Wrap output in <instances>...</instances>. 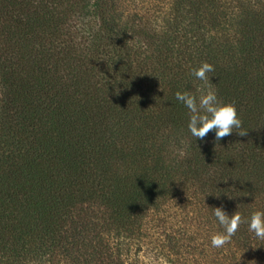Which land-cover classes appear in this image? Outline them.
<instances>
[{
    "label": "trees",
    "instance_id": "1",
    "mask_svg": "<svg viewBox=\"0 0 264 264\" xmlns=\"http://www.w3.org/2000/svg\"><path fill=\"white\" fill-rule=\"evenodd\" d=\"M203 61L247 136L190 134ZM219 206L264 210V0H0V264H264Z\"/></svg>",
    "mask_w": 264,
    "mask_h": 264
},
{
    "label": "clouds",
    "instance_id": "2",
    "mask_svg": "<svg viewBox=\"0 0 264 264\" xmlns=\"http://www.w3.org/2000/svg\"><path fill=\"white\" fill-rule=\"evenodd\" d=\"M214 70L211 63L201 62L199 67L193 69L192 72L193 76L202 82L197 87L196 93L191 91H177L175 93L176 99L189 111L188 130L197 140H202L210 132H215V140L219 142L237 129L239 131L235 132L239 136H247L248 131L243 128V122L239 117L235 101L225 102L221 100L213 87V82L208 73ZM179 155L183 157L185 152L181 150ZM212 209L214 216L223 227V231H218L211 237L213 248L221 249L230 243L242 223H248L249 231L254 233L256 238L264 240V210L254 211L250 219L245 220L239 210L229 215L223 206Z\"/></svg>",
    "mask_w": 264,
    "mask_h": 264
}]
</instances>
